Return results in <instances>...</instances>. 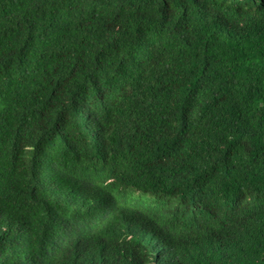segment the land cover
I'll use <instances>...</instances> for the list:
<instances>
[{
	"label": "trees",
	"instance_id": "trees-1",
	"mask_svg": "<svg viewBox=\"0 0 264 264\" xmlns=\"http://www.w3.org/2000/svg\"><path fill=\"white\" fill-rule=\"evenodd\" d=\"M0 264H264V0H0Z\"/></svg>",
	"mask_w": 264,
	"mask_h": 264
},
{
	"label": "bare ground",
	"instance_id": "bare-ground-1",
	"mask_svg": "<svg viewBox=\"0 0 264 264\" xmlns=\"http://www.w3.org/2000/svg\"><path fill=\"white\" fill-rule=\"evenodd\" d=\"M160 239V238H159Z\"/></svg>",
	"mask_w": 264,
	"mask_h": 264
}]
</instances>
